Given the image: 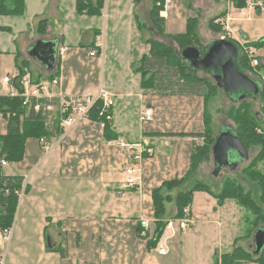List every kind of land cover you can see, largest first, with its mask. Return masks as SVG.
<instances>
[{
  "label": "crops",
  "instance_id": "obj_1",
  "mask_svg": "<svg viewBox=\"0 0 264 264\" xmlns=\"http://www.w3.org/2000/svg\"><path fill=\"white\" fill-rule=\"evenodd\" d=\"M24 2L22 16H0V27L11 30L0 31V96L18 94L13 82L18 75L15 66L17 52H21L18 61L28 63L25 77L30 81L39 78L43 82L44 77L54 71L55 68L47 70L28 53L41 39L34 33H28L27 37L26 32L33 20L47 19L48 27L57 33L52 40L58 41L59 47L66 48L63 58L57 59L60 86L51 87L48 93L54 97L61 92L68 97L104 88L116 97L110 123L112 132L128 143H148L153 155L136 164L137 172L131 176L135 184L124 189L125 169L128 167L124 151L114 144L115 140L104 138L103 129L97 122L80 121L62 134L61 140L58 136L47 141L55 146L46 156L40 141L29 138L23 160L1 166L4 176L23 178V195L18 200L8 243L0 230L3 264H211L214 254H218L216 250L220 251V256L229 253L240 236L227 234L226 238L223 230L225 226H239L244 209L233 200H226L217 207V199L203 191L193 193V202L186 207L189 211L186 228L179 227L182 217L177 220L168 217L169 223L154 249H148L149 239L138 234L140 220L155 222L153 190L165 181L181 179L187 174L193 148V138L155 137L151 134L202 133L204 129L205 103L200 96L144 91L136 75L128 79L122 76L119 84L112 74L103 81L106 70L114 67L111 62L110 65L106 62L113 47L103 50V45H99L100 38L106 36L105 30L119 35L121 28L126 27L131 33L133 29L136 33H152L150 11L153 0H105L100 17L77 15L76 0ZM160 17L165 21L168 34L185 33L187 21L196 19L195 33L201 41L199 35L206 27L203 32L211 39L208 44L224 38L243 47L264 39V12L245 7L238 9L232 0H165ZM217 17V21L222 22L220 36L208 28L209 20ZM50 18L58 25L54 21L50 25ZM97 20L102 21L103 33L100 26L95 25ZM136 20L143 24L141 29ZM96 30L100 33L97 37L94 36ZM20 36L25 41L21 48L16 44ZM92 42L100 50L95 57L89 56V52L95 50L90 47ZM145 46L147 53L142 55L148 54V45ZM253 49L263 66L264 47ZM4 54L7 59L13 58L14 71L2 72ZM133 69L135 71L137 66ZM6 77L10 79L8 83L3 80ZM256 78L264 85L263 74L258 73ZM132 80L137 90L131 87ZM145 108L153 111L148 122L140 120ZM48 124L51 125V121ZM6 132L7 122L0 116V135ZM168 205L171 204L166 207ZM241 222L245 224V221ZM212 229H216L218 240L216 246L207 247L208 233ZM185 235L193 239V253L183 248ZM161 248L165 250L164 254L159 253ZM60 249L66 251L65 258H61Z\"/></svg>",
  "mask_w": 264,
  "mask_h": 264
},
{
  "label": "trees",
  "instance_id": "obj_2",
  "mask_svg": "<svg viewBox=\"0 0 264 264\" xmlns=\"http://www.w3.org/2000/svg\"><path fill=\"white\" fill-rule=\"evenodd\" d=\"M105 0H76L75 10L77 15H86L89 17H100L104 7ZM238 9H243L246 5V0H232ZM165 0H153V6L150 11V25L152 34H156L161 38L169 39L177 45V49L171 45H166L153 40H147L145 43L149 45L148 54L142 55L140 64L137 66L136 72L143 77L140 87L144 91H156L160 94L177 95V96H200L203 98L206 105L207 100L212 97L216 91V86L210 81L211 79L198 77L194 71L189 69L188 65L181 59L180 53L187 47H196L203 51L204 46L200 43L195 29L197 25L196 19H189L186 24L185 33L168 34L165 31V21L160 17V12L163 10ZM25 12L24 0H0V16H22ZM218 18H212L208 22V28L215 35L222 34L221 25L218 23ZM137 21V20H136ZM46 19L38 22L37 32L43 34L46 28ZM138 28L141 29L143 24L137 21ZM0 31L10 32L8 28H0ZM99 31L94 32V36L99 35ZM220 39V38H219ZM62 41V38H61ZM92 49L97 50L95 42L90 44ZM249 47L260 49L264 47V39L246 44L241 49V63L245 71L253 70L258 76V73L264 75V65L252 67L250 59L246 54ZM19 56H15V66L18 70V75L14 79V84L18 94L13 97L0 96V116L7 122V132L5 135H0V160H5L7 163L21 162L25 155V143L29 138L45 139L51 141L57 138L61 130L59 128L60 113L56 110L52 114H48L44 110L35 112L32 105H23L24 89L21 86V81L27 75L25 69L28 68L27 62L24 60L18 62ZM58 61V60H57ZM163 74V75H162ZM54 78H59V62L53 72L45 76L43 81H51ZM31 80V79H30ZM32 84H39L40 79L31 81ZM165 87L172 89V92L163 91ZM175 91V92H173ZM262 101V113H252L248 103L240 101L238 108L232 109L230 119L235 123V133L242 141L247 149L250 147L259 148L256 156L252 159L249 165L243 171L245 177L254 183L257 187L258 200L261 205H264V91L260 97ZM40 103H45L46 100H40ZM34 103V101H32ZM56 106V105H55ZM101 103L96 102L89 111V119L97 122L100 119L97 116V111L100 109ZM258 115L260 118H258ZM51 121V125H49ZM204 129L202 133H154L155 137H176V138H201L202 144L193 143L192 152L190 155V167L187 174L176 180L165 181L162 185L153 190V217L155 220V231L153 237L148 240L147 248L154 249L161 239L167 225L170 214L167 211V204L174 202L175 216L174 220L180 219L183 216V209L191 204L193 193L197 191L207 192L215 199L219 206H222L224 201L233 200L239 206L248 209L253 218L247 219L250 222V234L254 233L259 228L260 224L264 223V211L261 205L257 204L251 197L252 194L245 193L244 190L234 184L226 181L222 187V191L217 194L206 184L196 181L186 191L179 192L175 197L171 194L184 183L187 177L194 173L201 163L207 161L211 155V147L215 139L210 126V118L206 109L204 110ZM257 130L260 132H257ZM105 139L117 140L118 135L114 134L110 123H105L103 129ZM262 164V169L256 167ZM22 177H7L3 175L0 165V230H5L12 226L16 207L18 204L17 192L22 188ZM249 232V231H248ZM140 234V229L138 231ZM236 243V241H235ZM61 258L66 257L65 250H59ZM217 259L215 264H264V248L257 256L243 250L239 246L233 248L229 253H224Z\"/></svg>",
  "mask_w": 264,
  "mask_h": 264
},
{
  "label": "rangeland",
  "instance_id": "obj_3",
  "mask_svg": "<svg viewBox=\"0 0 264 264\" xmlns=\"http://www.w3.org/2000/svg\"><path fill=\"white\" fill-rule=\"evenodd\" d=\"M40 20H42V18H37V19L33 20L32 26H30L29 31L26 32L27 33L26 36L28 37V35H30L28 33H34L37 36H39L38 38H40V39L52 40V37H55L54 34H57V33H56L55 29H51L48 27V20L47 19H46L47 23H46L45 32L43 34H39L37 32L38 22ZM53 21L56 25H58L57 22L51 18L49 19L50 25L53 23ZM101 23H102V21L97 20L95 22V25L100 26V29L102 30V33H103L104 30L102 28ZM136 27H137V24H136ZM0 28H3V27H0ZM4 28H6V27H4ZM8 29H10V28H8ZM206 30H207L206 27L203 28L201 30L202 31L201 34L199 35L200 37H202L200 43L203 46L207 45L208 42L211 40L210 38L205 37V34L203 31L206 32ZM136 32H135V29H133L132 33H131V31L127 27L121 28V34H119V35H114V34H112V32H111V34H109L110 31L105 30L104 33H106V36H102V38H100V44L99 45L100 46L103 45V50H107V51H108V49H111V47H113V50L109 51L110 57L109 58L107 57L106 62H107V64L109 63L108 65H110V62L113 64V66H114L113 70L114 71L113 70H106L105 75L103 76V81L108 80L112 74V77H114L113 78L114 81H116L119 84L122 82V76L125 79H128V78H131L133 75H136L137 80L138 81L140 80V84H141L143 77L141 76L140 73H137L136 70L134 71L133 68L135 65L139 66V64H140L139 59H141L140 57H141L142 53L143 52L147 53L145 41H147L148 39L153 40L155 42H160V43H163L166 45H171L172 47L177 49V45L172 43L169 39L161 38L158 35L152 34V33L147 34L145 32L144 33H139V32L136 33ZM220 35L221 34H219L218 36H220ZM24 42L25 41L22 40V36H20L19 40L16 42V44H19V46L21 48V47H23ZM142 43H145V44H143V46H142L141 45ZM137 47H139L138 50L136 49ZM59 48H61V47H59ZM59 48L57 49V58H58ZM147 48L149 49V45L147 46ZM141 49H143L144 51H141ZM247 49H253V48L249 47ZM107 54H108V52H107ZM17 55L19 57H21V52L20 53L17 52ZM96 56H98V55H96ZM254 57L257 59L255 51H254ZM9 58L10 59H7V55H5V54L2 55V63H1V67L3 70L2 72H4L5 70L14 71L13 58L12 59H11V57H9ZM58 60H59V58H58ZM18 62H20V61H18ZM258 65H260L259 59H258ZM246 72L248 75H250L255 80L258 79V78H256L257 75L253 72V70H251V71L247 70ZM113 73L116 75L114 76ZM194 73L198 77L211 79L210 76L206 73H203V72H194ZM138 81H137V83H138ZM210 81L215 85V82L212 79ZM130 85L132 88L135 87V89L137 90L138 87H137V85L135 86L133 80L131 81ZM163 91L171 93L172 89L165 87V89ZM173 92H175V91H173ZM114 98H116V97H113V99ZM241 102H237V103L233 102L224 93L223 90H220L218 88H217L216 93L207 100L206 105H205V109L207 111V114L209 115L210 126H211L212 132L215 136L218 134V132L220 131V129L223 126L230 125L232 128H235V123L230 119L229 116H230L231 110L238 108L240 106ZM245 102L249 104L250 110L252 113H262V111H261L262 101L260 99H258V100H252V99L251 100H245ZM257 132H259V131L257 130ZM200 139L201 138H193L192 143L195 142L196 144H200ZM258 150H259V148L250 147L248 149L249 159L247 162H243V163L239 164V166L235 170H232V171H230L227 168H223L221 171L218 172L217 176L212 175V172L214 170V164H213L212 156L210 155L209 159L207 161L201 163L200 166L198 167V169L194 173H191L187 177V179L184 181V183L179 187V189L177 188L175 191L172 192L171 195L173 197H175L179 192L186 191L196 181H199V182L206 184L215 193L219 194L222 191V187H223L224 183L226 181H229V182H233L237 186H240L244 190L245 193L248 192V193L252 194L251 195L252 199L257 204L261 205L259 203V200H258L256 185L254 183H252L250 180H248L243 173L245 168L249 165V163L252 161V159L256 156ZM151 151H152V149H151ZM152 155H153V151H152ZM256 168L258 170H261L262 164L258 165V167H256ZM206 193L207 192H205V194ZM192 202H193V197H192L191 204H192ZM225 202L226 201H224L223 204H225ZM191 204L189 206H191ZM235 204H237V203L235 202ZM217 207H219L218 203H217ZM240 207H242V206H240ZM261 207L264 211V205H261ZM243 209H244L245 213H244L241 221H245V224L240 221L239 226H237V227L230 228V227L225 226V230H223V234H224V236H226V238H227V234H228V236H230V235H234L236 237L240 236V239L235 240L237 242L235 245L239 246L243 250H246L250 253L251 251H253V238L252 237H253L254 233L250 234L251 225H250V222H247V219L248 218L252 219L253 216L248 209H245V208H243ZM167 210H169L168 213L170 214L171 217L175 216L176 210H175L174 202L171 205H168ZM225 212L227 213V215L231 216V214L229 213L228 210H225ZM225 212H224V214H225ZM170 219H172V218H170ZM223 221H224V219H223ZM154 223L155 222H153V226H151V228H153V235H154V231H155ZM225 223H227L226 220H225ZM259 228H264V223L260 224ZM215 231H216V229H212L211 233H208L207 243H206L207 247H210V245H212V244L216 246L218 237H217V234L215 233ZM153 235H152V237H153ZM151 238H148V239L150 240ZM226 238L224 240H226ZM187 240H188V244H187ZM192 240L193 239H190L186 235L183 238V248L185 247V250L187 252H191V253L194 252V248H193L194 245H193ZM212 241H214V242L212 243ZM194 244H195V242H194ZM216 251L218 254L217 255L214 254L213 260H212L213 263H211V262H208V263L215 264L218 258L221 259L220 258L221 257L220 251L219 250H216ZM204 254H206L205 250H204ZM198 262H199V258H198Z\"/></svg>",
  "mask_w": 264,
  "mask_h": 264
},
{
  "label": "water",
  "instance_id": "obj_4",
  "mask_svg": "<svg viewBox=\"0 0 264 264\" xmlns=\"http://www.w3.org/2000/svg\"><path fill=\"white\" fill-rule=\"evenodd\" d=\"M58 47V41L41 39L34 43L28 53L33 60L52 71L57 64ZM180 57L189 69L208 74L216 87L223 90L235 103L258 100L264 91V85L243 69L241 49L231 40H214L204 46L203 51L196 47H187L181 51ZM211 156L214 164L213 176H217L223 168L235 170L239 164L249 159L248 149L230 125L223 126L215 136ZM252 238L253 255L257 256L264 248V228L255 230Z\"/></svg>",
  "mask_w": 264,
  "mask_h": 264
},
{
  "label": "built area",
  "instance_id": "obj_5",
  "mask_svg": "<svg viewBox=\"0 0 264 264\" xmlns=\"http://www.w3.org/2000/svg\"><path fill=\"white\" fill-rule=\"evenodd\" d=\"M245 8L248 9H259L264 12V0H246ZM219 24H222L221 21H218ZM224 39V38H222ZM99 48V47H97ZM66 52V48H59L58 58L62 59ZM246 54L250 59V64L252 67L258 65V59L254 57V50L247 49ZM97 55V50L89 52L90 57H95ZM4 82L8 83L9 78H4ZM21 86L24 89L22 97L24 99L23 105L30 106L32 105L33 110L38 112L39 110H44L45 112H51L56 107L60 113L59 128L61 130L60 140L63 138L62 134L66 133L69 128L74 126L76 123L83 120L89 119V111L95 105L96 102H100V109L97 111V116L100 119L97 121L99 126L104 129L105 123H111L113 120V108L114 101L113 96L107 92L104 88L99 87L94 92H85L78 95L65 97L61 92L54 97L48 92L53 87L54 89L60 86V79L54 78L51 81H43L39 84H32L30 79L24 77L21 81ZM56 98V99H55ZM40 100H46L45 103H40ZM34 101V103H32ZM56 105V106H55ZM153 117V111L151 108H145L140 116L142 122H148ZM91 121V120H90ZM62 135V136H61ZM42 144V150L45 156L49 154L55 145L49 144L45 139H40ZM203 140L200 139V144ZM114 144L121 148L124 151L126 162L128 164L127 169H125V174L127 178L123 184V188H131L135 184V180L131 177L137 172L135 166L137 163L141 162L144 158L152 155V151L149 148L148 143H128L124 140L117 139ZM0 165L6 166L7 162L5 160H0ZM23 195V189L21 188L17 192L18 200ZM189 223V211L187 208L183 209V216L179 221V227L181 229L186 228ZM140 226V236L141 238H151L153 235V223L151 224L149 220L142 219L139 222ZM12 226L3 230V238L8 243L10 241ZM159 253L164 254L165 250L163 248L159 249ZM4 263V255H0V264Z\"/></svg>",
  "mask_w": 264,
  "mask_h": 264
}]
</instances>
